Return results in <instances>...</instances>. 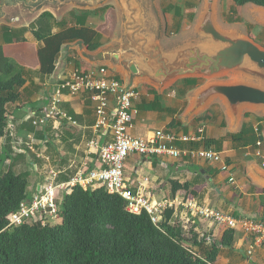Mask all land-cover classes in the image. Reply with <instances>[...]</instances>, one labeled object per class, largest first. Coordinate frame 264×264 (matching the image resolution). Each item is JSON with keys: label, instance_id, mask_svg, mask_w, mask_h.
<instances>
[{"label": "crops", "instance_id": "obj_1", "mask_svg": "<svg viewBox=\"0 0 264 264\" xmlns=\"http://www.w3.org/2000/svg\"><path fill=\"white\" fill-rule=\"evenodd\" d=\"M116 5L119 20L121 16ZM73 9L77 8L69 9L68 13ZM56 19L60 21V18ZM33 22L34 20L19 26L0 23L21 30L29 24L31 26ZM59 23L54 26L53 33L72 26V17L65 16ZM95 25L89 22V26ZM2 34L4 32L0 35ZM122 34L118 22L112 39L103 37L101 47L115 42ZM167 36L168 33L166 38ZM25 37L38 47L43 46L30 31L25 33ZM175 38L172 40L175 41ZM0 43H4V38ZM86 48H81L79 41L66 44L52 76H42L37 70L26 69L24 74L27 82L21 89L20 100L7 106L9 129L1 146L11 155L6 164L10 167L15 163L13 170L16 174L27 173L30 176L28 201L39 192L42 185L52 179L53 173L58 175L57 184H69L79 174H87L102 167L99 149L109 138L95 130L96 116L91 93H59V87L62 78L79 71L78 68L89 70L91 67L105 66L109 76L126 85L129 80L125 73L111 65L90 64L84 58V53L92 51ZM203 80L206 79L180 78L163 89L148 82H138L135 87L138 96L134 102L138 113L131 133L138 138H149L162 130L179 136L196 137L191 142L178 141L174 146L183 151L213 149L222 152L230 171H221V164L190 156L172 158L133 154L127 159L125 167L126 180L134 193H143L158 203L175 204L173 223H181L187 243L200 256H206L213 245L219 246L227 229L224 227L225 230H221V225L192 216L185 207L186 203L195 202L200 206L212 207L229 213L234 218L264 219V183L260 180L264 168L252 157L255 146H244L245 144L242 145L231 137L239 134L245 124L254 128L258 124L255 116L264 115L246 110L240 122L236 123L223 102L214 100L205 110L189 117L195 94L210 83L204 84ZM55 100H58L56 107ZM110 100L114 108L115 100ZM10 125L14 126L13 130ZM201 128L205 129L203 136L199 132ZM262 135L264 137V131ZM231 178L234 181H230ZM174 181L204 186L205 189L195 200L185 201V191L179 190L173 194ZM249 242L250 238L244 233L235 231L232 246L220 247L215 264H264V243L249 257Z\"/></svg>", "mask_w": 264, "mask_h": 264}, {"label": "trees", "instance_id": "obj_2", "mask_svg": "<svg viewBox=\"0 0 264 264\" xmlns=\"http://www.w3.org/2000/svg\"><path fill=\"white\" fill-rule=\"evenodd\" d=\"M237 6L255 4L264 7V0H233ZM72 26L53 33L60 24L51 12H44L31 27L38 47L22 30L1 26L0 43V165L11 157L1 143L7 135L9 122L7 106L17 103L25 86V70H37L43 76L54 75L57 60L68 43L83 41L95 51L101 39H112L118 27L115 5L95 11L73 9ZM89 22L96 25L89 26ZM244 125L231 137L245 144L264 143L253 127ZM15 163L0 173V264H215L220 247H230L233 230H225L220 245H213L206 256L196 254L179 222H174L176 207L162 211V220L155 224L144 211L132 214L125 199L105 187L84 189L73 186L59 200L61 222L45 225L26 221L9 227L11 217L29 199L30 176L16 174ZM1 170V169H0ZM205 189L189 183L173 182V194L185 191L184 200L193 201Z\"/></svg>", "mask_w": 264, "mask_h": 264}, {"label": "water", "instance_id": "obj_3", "mask_svg": "<svg viewBox=\"0 0 264 264\" xmlns=\"http://www.w3.org/2000/svg\"><path fill=\"white\" fill-rule=\"evenodd\" d=\"M110 2L117 4L123 34L97 51L85 52L90 64L120 69L128 77V89L141 81L163 89L180 78L232 77L201 88L189 117L214 100L223 102L236 123L246 110L264 115V47L242 29L221 25L220 0H203L193 33L170 42L165 40L167 26L158 0H0V22L19 26L44 12L59 17L71 8L97 10ZM247 13L264 26V7ZM79 45L85 46L83 41ZM260 180L264 183V173Z\"/></svg>", "mask_w": 264, "mask_h": 264}, {"label": "built area", "instance_id": "obj_4", "mask_svg": "<svg viewBox=\"0 0 264 264\" xmlns=\"http://www.w3.org/2000/svg\"><path fill=\"white\" fill-rule=\"evenodd\" d=\"M68 91L71 94L87 91L95 108V130L109 139L101 145L99 157L101 168L87 174H79L69 184H57L58 175L53 173L52 179L40 187L39 192L31 200H26L19 211L11 217L9 227L20 226L26 221L42 222L45 225L54 224L60 219L58 205V190L70 189L80 185L84 189L105 187L112 193L119 194L127 202V210L132 214L148 212L155 224L162 220V211L175 206L173 202L158 203L143 193H134L128 185L125 176L126 161L129 156L137 154L144 157L169 156L172 158L192 157L208 162L221 164V171H230L222 152L213 149L183 151L174 145L178 142H191L196 137L179 136L174 133L157 131L149 138H138L132 135L135 116L138 110L135 99L138 94L135 89H128L126 84L109 76L108 68H89L76 71L62 78L59 93ZM115 100L112 108L111 100ZM58 100L54 101L56 107ZM56 109V108H55ZM13 130L14 126L10 125ZM259 132V127L255 128ZM203 136L205 129L199 130ZM261 146L262 143L258 142ZM230 181H234L233 178ZM192 216L210 220L224 226L228 230L241 231L250 238L247 255L252 257L258 246L264 243V219L257 217L234 218L231 214L211 207L200 206L195 202L185 204Z\"/></svg>", "mask_w": 264, "mask_h": 264}, {"label": "rangeland", "instance_id": "obj_5", "mask_svg": "<svg viewBox=\"0 0 264 264\" xmlns=\"http://www.w3.org/2000/svg\"><path fill=\"white\" fill-rule=\"evenodd\" d=\"M115 2H110L109 5H115ZM159 7L163 10V18L167 26V33L169 36L165 39L166 42L174 41L187 37L191 35L195 29L196 19L200 12V9L203 4V0H158ZM220 9H219V20L222 26L225 28H236L242 29L246 35L254 39L256 42L261 44L264 47V26L259 22L255 21L248 13L247 10L256 7L252 4L245 6H237L233 0H220ZM117 6V5H116ZM69 18L70 13L65 12L63 15L59 16L60 21L65 16ZM56 21H59L56 19ZM119 30H122V20L119 18ZM32 24V23H31ZM5 25V24H1ZM56 26V24L54 25ZM24 32H21V35H25L26 32L32 33V27L30 24L24 29H21ZM0 29V34H1ZM3 35V34H2ZM0 35V40L2 39ZM80 72L86 71L85 69L78 68ZM43 76V75H42ZM41 76V77H42ZM232 77H220L213 79L212 81L203 80L204 84L208 82H228L233 81ZM258 124L254 126L259 127V132H256L257 136L263 134L264 131V116L257 117ZM253 127V126H252ZM252 157L256 159L258 163L264 168V144L261 146H255L252 150ZM28 162V159H26ZM25 165V164H24ZM28 167L31 168V165L28 163ZM9 166L7 164L0 165V173L8 171ZM34 171V169H32ZM64 192L58 191L59 200L62 199ZM61 211V207H59ZM61 218L57 219L55 223H60Z\"/></svg>", "mask_w": 264, "mask_h": 264}, {"label": "clouds", "instance_id": "obj_6", "mask_svg": "<svg viewBox=\"0 0 264 264\" xmlns=\"http://www.w3.org/2000/svg\"><path fill=\"white\" fill-rule=\"evenodd\" d=\"M248 5H250V4H248ZM252 5H255V4H252ZM255 6H258V5H255ZM259 7H263V6H259ZM87 71V70H86ZM64 92H68V91H64ZM7 132H8V130H7ZM262 135V134H261ZM260 136V135H259ZM259 142H261V141H259ZM262 143V142H261ZM257 145H258V143H257ZM259 146V145H258ZM43 186V185H42ZM73 187V186H72ZM71 187V188H72ZM70 188V189H71ZM70 189H65V190H58V191H62V192H67V191H69ZM58 191H57V196H58ZM126 201V200H125ZM127 203V202H126ZM58 205H59V196H58ZM60 207V206H59ZM207 207V206H206ZM212 208V207H211ZM258 218V217H257ZM204 219V218H203ZM228 230V229H227ZM234 231V230H233Z\"/></svg>", "mask_w": 264, "mask_h": 264}]
</instances>
